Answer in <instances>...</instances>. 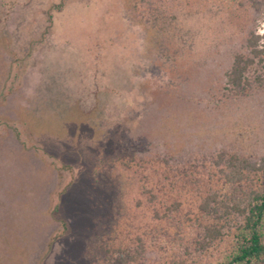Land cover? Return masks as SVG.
Masks as SVG:
<instances>
[{"label":"rangeland","instance_id":"1","mask_svg":"<svg viewBox=\"0 0 264 264\" xmlns=\"http://www.w3.org/2000/svg\"><path fill=\"white\" fill-rule=\"evenodd\" d=\"M137 2L0 0V264H85L117 207L122 167L96 170L102 154L264 157V62L243 88L226 77L250 31L264 48V0L232 22L213 2Z\"/></svg>","mask_w":264,"mask_h":264},{"label":"trees","instance_id":"2","mask_svg":"<svg viewBox=\"0 0 264 264\" xmlns=\"http://www.w3.org/2000/svg\"><path fill=\"white\" fill-rule=\"evenodd\" d=\"M170 1L186 15L213 2L228 9L230 22L245 21L243 13L257 4ZM157 12L149 11L154 23ZM258 39L259 34L250 31L249 52L232 54L226 72L232 86L249 85L246 70L255 58L264 62ZM120 155L102 154L97 160L96 170L108 157L122 171L116 211L95 218L84 247L85 264H264V157L251 161L236 151L219 150L207 162L180 164L157 153L138 159Z\"/></svg>","mask_w":264,"mask_h":264}]
</instances>
